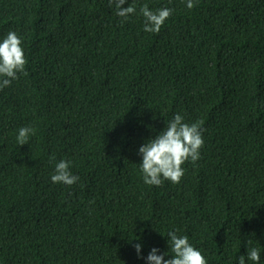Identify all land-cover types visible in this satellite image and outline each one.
Instances as JSON below:
<instances>
[{
	"label": "trees",
	"instance_id": "16d2710c",
	"mask_svg": "<svg viewBox=\"0 0 264 264\" xmlns=\"http://www.w3.org/2000/svg\"><path fill=\"white\" fill-rule=\"evenodd\" d=\"M193 2L127 0L124 21L109 0H0L28 73L0 90V264H147L169 231L207 264H264V0ZM144 4L173 9L159 33ZM177 113L201 122L200 159L146 185L138 149Z\"/></svg>",
	"mask_w": 264,
	"mask_h": 264
},
{
	"label": "clouds",
	"instance_id": "9594fccd",
	"mask_svg": "<svg viewBox=\"0 0 264 264\" xmlns=\"http://www.w3.org/2000/svg\"><path fill=\"white\" fill-rule=\"evenodd\" d=\"M127 0H109V7L115 5L116 15L127 18L137 13L134 5L124 7ZM193 0H186V7H194ZM173 9L168 7L152 10L147 4L139 9V14L143 17V30L149 33H159L165 21L172 15ZM123 22V21H122ZM22 40L15 31H9L0 41V90L11 86L13 80L19 79V75H27L25 66L27 60L22 48ZM165 127L154 137L149 138L138 149L142 156L139 164L143 175V182L149 186H161L164 181L173 184L180 182L184 175L182 165L186 162L195 164L200 159V149L204 145L201 122L188 123L184 117L177 113L172 119L165 122ZM35 134V129L31 127H21L18 129L16 142L19 146L28 144L30 135ZM55 157H50V161ZM53 183H63L71 186L79 180V177L70 171V161L60 160L55 163L54 172L51 175ZM167 242L171 252V258L165 259L168 253L157 254L159 249L152 248L147 256V264H207V260L200 250L189 242L187 235H178L177 231L167 233ZM252 244L251 240L247 242ZM139 255L141 245H134ZM247 260L253 264L260 262V250L256 247H249L245 255H240L238 264H246Z\"/></svg>",
	"mask_w": 264,
	"mask_h": 264
}]
</instances>
